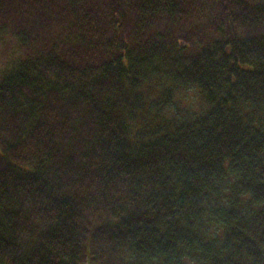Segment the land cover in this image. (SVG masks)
I'll list each match as a JSON object with an SVG mask.
<instances>
[{
  "label": "trees",
  "instance_id": "obj_1",
  "mask_svg": "<svg viewBox=\"0 0 264 264\" xmlns=\"http://www.w3.org/2000/svg\"><path fill=\"white\" fill-rule=\"evenodd\" d=\"M46 1L0 0V264H264V0Z\"/></svg>",
  "mask_w": 264,
  "mask_h": 264
},
{
  "label": "rangeland",
  "instance_id": "obj_2",
  "mask_svg": "<svg viewBox=\"0 0 264 264\" xmlns=\"http://www.w3.org/2000/svg\"><path fill=\"white\" fill-rule=\"evenodd\" d=\"M28 2L30 3V0H23L21 2V4L18 5L17 3V0H14V2H12L11 6H10V9L9 11H13L10 19H16L19 17V9H21L23 7V4H25V2ZM46 4L47 6L48 5H51L50 1H46ZM54 5H56V3L53 2ZM11 37V31H7L6 34H5V41H6V44L5 45H2V50L4 51H8L11 49V45H12V40L10 39ZM6 52H2L0 53L1 56H5ZM2 65V64H1ZM193 89V88H191ZM194 90V89H193ZM188 95H189V98L187 100H183V103H182V106L179 107L181 110H198V107L201 103L200 101V98L198 96V93L196 90H194L193 92L192 91H188ZM152 113H155V112H152ZM1 150V148H0Z\"/></svg>",
  "mask_w": 264,
  "mask_h": 264
}]
</instances>
